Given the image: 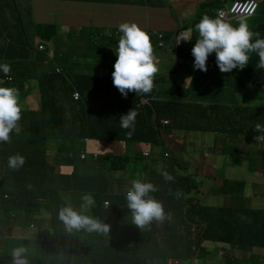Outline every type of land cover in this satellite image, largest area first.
I'll list each match as a JSON object with an SVG mask.
<instances>
[{
	"label": "clouds",
	"instance_id": "9594fccd",
	"mask_svg": "<svg viewBox=\"0 0 264 264\" xmlns=\"http://www.w3.org/2000/svg\"><path fill=\"white\" fill-rule=\"evenodd\" d=\"M44 1L67 2L64 0ZM105 1L113 3L105 4ZM143 1L145 2V0ZM172 1L168 0L167 4L172 6ZM202 1L204 0L193 3L192 15L196 13L198 4ZM237 1L248 3L241 5L239 9L237 7L234 12L232 10ZM185 2H189V0ZM99 5L109 6L108 13L112 12L116 15H119L118 11L127 7L152 9L148 5H143L142 0H103L97 6ZM259 5V0H235L232 6L220 9L228 12V18L219 13L220 10L214 17L203 14L199 22L195 24L198 37L192 49L176 45L179 42L190 44L192 35H194L192 27L182 26L177 9L175 13L171 12L176 29L174 27L164 28L170 32L175 30V32H171L174 38L169 41L163 37L164 29L150 31L143 29L135 22L119 24V31L115 32L119 40L118 46L114 47L117 59L112 72L113 85L125 98L129 92L144 95L136 106L143 113L148 109L151 111L153 125H148V128L138 126V131H135L138 112L132 108L119 118L120 127L126 129L123 135L127 140L124 143H115L116 146L124 147L125 153L104 159L102 154L99 156L97 152L88 151L87 148L85 151L90 153L92 161H100L103 167L105 164L108 166L117 163L116 156L127 155L131 157L137 155V164L140 163L141 166H127V170L107 167L111 171L121 172L122 177L128 182V186L119 194L96 191L93 193L100 196L96 201L93 193L85 192L81 196V204L75 206L65 203L64 206H55L51 209L52 211L47 217L48 226H56L55 229H52L54 240L57 238L66 245H70L71 240H76L82 261L85 253H90L92 264H95L101 260L102 256H107L112 249L106 244L108 237L118 236L114 247L117 246L119 239L128 246L139 247L141 234L153 221H155L156 227H162L174 220L175 225L183 233V239L169 241L164 244L163 249L167 253L176 252L179 259H187L183 264H203L200 255L202 249L206 248L212 250L211 260L207 264H264V121H258L250 116L251 111L264 110V108H252L249 103H240L244 115L243 130H249V132L243 134L241 131L240 136H233L226 133V124L222 117L210 124H204L205 126L202 125L198 129L179 128L177 125L179 118H173L172 121L161 118L160 125H156L154 122L158 115L152 103V101H158L161 100V97L163 99L165 97L158 95L163 87H158L157 82L154 81L160 65L155 59L151 38L158 32L160 34L157 35V42L164 54L169 57L170 50L174 51V68L171 66V70L177 74L178 78H186L184 87L188 88L192 85V79L202 80L206 84L205 88L198 87L194 90L202 91L203 104L207 101V105H219V102H213L207 97V91L211 90L210 96L215 97L226 85V80H216L215 77L209 76L207 61L211 54L215 53L216 64L221 73H229L237 68L243 70L249 64L252 53L259 58L256 68L264 69V38L260 37L259 32H254L247 21L253 17H264V12L258 14ZM32 13L35 22L33 27L51 24L36 22L33 10ZM108 13L103 15H108ZM103 15L101 16L103 17ZM42 19L47 22L46 15H43ZM62 20L56 24V32L61 33L68 26L74 32V27L68 24L63 25ZM234 20H237L238 23L230 22ZM88 21L91 23V19ZM41 35V33L34 34L33 44L36 50L33 52L37 54V52L47 51L48 58L52 59V46ZM19 39L21 38L0 41V46L6 50L8 49L7 45L15 44ZM180 48H183L184 52L181 53ZM11 52L8 49L7 53L2 52L0 55ZM183 53H188L191 57L186 59L182 57ZM181 59L183 64L178 63V60L181 61ZM47 64L48 60L40 61L38 69L40 73L46 70ZM180 66H183L182 70H179ZM194 69L204 71L205 78L201 75L193 77ZM55 71L59 73L61 68L56 67ZM256 74H259L264 81L262 72L244 73L242 75L245 76V81L239 88H254L251 82ZM18 79L12 77L10 64L6 61L0 62V154L6 158L5 149H13L12 155L7 159V168L14 171L24 166L26 163L24 152L32 149V144L19 136L22 129L37 131L40 124H47L46 117L41 112L39 85L36 84L37 89L34 87L31 89L29 81L33 80L23 79V82H18ZM165 80V77H162L161 81L165 82ZM169 84L172 86L168 87ZM168 85L167 87L175 96H172L171 101L172 99L178 101L179 92L176 89V84L170 82ZM174 88L175 93L173 92ZM191 90H193V86ZM191 90L187 92L186 97H183L184 99L192 97ZM154 93L157 94L154 96ZM30 98L36 102L33 108L28 104ZM72 100L76 101L73 97ZM168 100L169 98L166 101ZM140 106L142 108H139ZM146 115L150 116V114ZM168 126L173 127L174 138L167 136L166 141H163L161 133H167L165 127ZM209 132L214 134L208 135ZM218 133L223 135L219 136ZM199 135L205 136L206 139L199 141ZM232 138L239 143L238 149H232L231 152L225 151L221 143L230 145ZM193 140L194 143H192ZM210 141L214 142V147L219 145L217 153L206 149L210 145L205 143H210ZM82 142L84 147H87L91 142L106 141L83 138ZM254 142L263 145L260 148L259 156H253L251 147L246 145ZM101 144L106 143H99V146ZM158 145L162 146L160 153L153 154L152 147ZM85 151L79 153L78 156L87 160ZM98 151L101 153L100 149ZM187 166H190L189 170ZM150 167L154 169L152 170ZM3 179L8 182L5 185H0V201L14 200L17 194L31 189L30 186H27L22 190L24 185L14 175L6 176ZM166 185L168 187H165ZM35 190L37 193L32 197V201L23 203L31 202L37 207H41L42 204H35V201L44 196L45 192L39 189ZM170 196H173V200L169 199ZM96 202L99 203V207L92 211ZM5 206L0 202V211ZM168 207H171L172 213L167 211ZM128 208L131 210V222L141 229L136 244L131 243L122 232L125 222L124 212ZM203 208L219 227L228 228L227 226H231L234 230L232 236L226 241H206L204 232L208 224L199 219ZM54 217L57 220L52 221L51 218ZM117 218L121 219L118 225L114 224ZM238 224L243 226L241 231L237 228ZM93 234L100 236L98 240L92 241L91 235ZM201 235H203L202 243ZM179 245L182 246L180 250L177 247ZM101 246L105 248V254L101 251ZM29 254L30 249L24 244L13 247L10 251L11 264H30ZM156 262L167 264L164 259L155 260L151 264ZM129 264L137 263L130 262Z\"/></svg>",
	"mask_w": 264,
	"mask_h": 264
},
{
	"label": "trees",
	"instance_id": "16d2710c",
	"mask_svg": "<svg viewBox=\"0 0 264 264\" xmlns=\"http://www.w3.org/2000/svg\"><path fill=\"white\" fill-rule=\"evenodd\" d=\"M64 1L73 4L76 1L85 2L88 0ZM102 1L97 0L99 4ZM159 1L149 0L147 2L145 0L144 2L142 0L143 5H148L151 8L164 7L166 1L164 4H161ZM234 1L204 0L198 4V10L194 19L182 23V26H185V28H193L194 35H192L190 41L191 49L198 37L195 24L199 22L202 15L208 14L214 17L220 9L232 6ZM110 3L113 2L105 1V4ZM259 3L258 14L264 12V0H259ZM166 5L169 6L168 4ZM170 10L175 13L172 7H170ZM77 13L79 16L77 21H72L79 22L81 20L79 26L86 25L92 30L93 25L89 21H87L88 24L86 21H83L86 18L80 11ZM98 16H101V14ZM258 20V23H250L249 25L254 32H259L260 37L264 38V17L260 16ZM234 21L230 22L233 24L238 23L237 20ZM0 22L4 25H13L14 27L20 25L19 29L23 30L19 35L21 39L15 44L7 45V48L12 52L9 54H1L0 62L6 61L11 65L13 78L33 80L39 85L41 112L46 117V125L56 129L55 132L48 135H41L39 138L27 136V132L36 134L35 129H22L19 136L26 142L31 143L32 149L24 152L26 163L19 170L14 171L7 168V159L12 155L13 149H5L6 158L0 154V185H5L8 182L3 178L14 175L24 185L22 186V190L27 186L31 188L33 186L35 189L45 192V195L41 197L43 199L42 205L37 209L31 202L23 203L16 202L15 200H1L0 202L4 203L6 205L5 207H9L21 215H25V217L29 218L28 222L38 223L43 215H48L52 211L51 209L55 207V204L60 207L64 206L65 203L76 206L82 203L81 196L83 193L94 192L88 185L93 180V177L78 180L68 179V175L64 174L69 171L68 168L64 167L69 166L66 160H64L62 167H59L57 171L55 170L57 165L56 160L65 158V155L70 152L68 150L69 147L80 146L81 143L79 142L83 138L124 143L127 140L123 135L126 129L120 127V116L134 108L138 112L136 118L138 126L147 127L148 125H153L152 114L150 111V116L145 115L136 106L144 95H136L134 92H129L125 98L113 85L112 72L114 71V65L110 67L109 61L114 60L113 63H115L117 59L114 47L118 46L119 37L113 36V34L110 36L104 34L102 37L104 42L102 43L93 34L85 32L84 28L72 32L70 31L72 28L68 26L63 32L57 33L53 25L50 24L47 25L49 27L47 35H41L52 46L53 57L49 59L47 51L37 52V54L33 52L36 48L33 44V26L35 22L32 8L27 10L26 5L20 0H0ZM36 27L41 28L40 25ZM116 31H119V28H116L114 33ZM163 31L164 33L162 34L165 40L169 41L174 38L170 31L165 29ZM35 33H40V30H37ZM159 34L160 32L157 35ZM151 40L154 54H164L158 45L159 42L156 41L158 40V36H152ZM100 43L103 44V48L99 46ZM180 52H184L183 48H180ZM258 59V56L252 53L250 54L249 64L243 70L237 68L229 73H221L216 64L215 53H213L207 61L209 76L215 77L216 80H226V85L224 84L225 87L221 90L220 94L229 84H231L230 87L233 89L239 88L245 81V76L242 75L244 73L262 72L264 77V69L256 68ZM44 60H48V64L46 70L40 73L38 70L40 61ZM80 62H90V64L87 68L82 67L83 72L77 73L75 70L79 68ZM56 67H60L61 72L57 73L55 71ZM203 73L204 71L194 69L192 76L201 75L205 78L206 75L204 76ZM262 80L263 78L259 74H256L253 77L251 85L254 88H260L264 86V81ZM73 92L79 94V99L76 101L72 100L71 95ZM173 92L175 93V88ZM167 99L168 94L166 93L164 99L152 101L153 107L157 110L158 115L154 122L156 125H160L161 118L175 115L176 118H179V122L177 121L179 128L198 129L202 125L210 124L222 117L226 124L227 134L231 127H237L239 131H243V134L249 132V130H243L244 115L241 104L219 103V105H204L202 91H194V95L191 98L184 100L174 101L172 99V101H166ZM139 108H142V106ZM93 116L97 119L92 120L94 118ZM250 116L258 121H264V110H253ZM208 126L211 127L210 125ZM72 151L71 153L74 156L78 154ZM115 159L117 163L108 165L107 167L109 169L121 168L122 170H127V166L139 167L137 164V155L133 157L129 155L116 156ZM150 169L153 170L154 168L150 167ZM54 171L58 173L56 178L61 179L60 181L57 180V188L50 186L51 180L48 178ZM79 191H81V195L79 198H76L75 193ZM94 196L96 201L100 198L98 195L94 194ZM169 199L173 200V196H170ZM97 207H99V203L96 202L91 210L94 211ZM167 211L172 213L171 207H168ZM199 219L208 224L204 232V236L207 238L206 241H226L232 236V231L234 232L231 226L221 228L214 223L215 221L207 214L205 208L202 209ZM51 220L55 221L57 218L54 217ZM120 222L121 219L117 218L114 224L118 225ZM30 223H27V225ZM30 229H33L32 226ZM182 237L183 233L175 225L174 220H171L170 223L162 227H156L155 221H153L141 234V244L139 247L128 246L121 239L117 241V246L114 247L113 245L115 240L118 239V236L108 237L106 244L111 246L112 249L107 256H102L101 260L95 264H129L130 262L151 264L155 260L163 259L167 264H183L187 259H179L176 252L167 253L163 249L164 244L167 242ZM201 238L202 243L203 235H201ZM54 241L56 243L55 253L52 249L44 248L52 253L51 257H29L30 264H75L77 259L82 261L81 256H79L80 249L76 240H71L70 245H66L57 238ZM38 243L27 241L24 245L29 248H36L40 247ZM211 253L212 250L210 248L202 249L200 259H202L203 264L209 263ZM0 264H11V258L7 260L6 254L3 251H0Z\"/></svg>",
	"mask_w": 264,
	"mask_h": 264
},
{
	"label": "rangeland",
	"instance_id": "374dc122",
	"mask_svg": "<svg viewBox=\"0 0 264 264\" xmlns=\"http://www.w3.org/2000/svg\"><path fill=\"white\" fill-rule=\"evenodd\" d=\"M20 1H22L26 5L27 10L32 8V10L34 12V18H35L36 22H38V23H41V24L51 23L53 25V27L56 29V24H59L60 20L63 19L61 21V23L63 25H65V24L72 25L74 27V29H73L74 32H76L77 29L84 28L85 32L93 34L98 39H100V42H102V43L104 42V40L102 39L104 34H108V36H110L112 34H113V36H117L114 33L115 29L113 28L114 23L112 21L113 20L114 21L119 20L121 18H113V19L109 20L108 23H106L103 18L100 19L98 15L99 14H101V15L107 14L110 7L106 6V5L97 6L98 5L97 0H88L85 2L76 1V2H74V4L69 3V2H56V1H47L44 4H39L35 0H20ZM151 1H157V0H151ZM165 1L167 4L168 0H161V4H164ZM86 7H87V9H86ZM170 7H172L173 11L175 12L178 6L173 4ZM170 7L166 5L164 10H154V9L144 10L141 8L133 9L131 7V9L125 8L121 11H118L117 14H119L122 17L127 16V15L137 14L143 18H146L144 21H147V22L158 21L159 22L158 25L161 28H164L165 24H168L169 20L172 19ZM78 11H80L83 14H86V12H87V14L91 16L90 19H91V23L93 25L92 30L86 25L79 26L81 20L79 22L72 21L73 17H74V19L76 18ZM157 12L166 13L168 15V16H166L167 20L165 23L162 22V20L160 19V16H159L160 14H157ZM191 13H193V11H191V10L186 11L185 10V13L181 16L180 11L177 9V14L180 16L181 23H183L185 21L186 22L192 21V19H194V16L196 15L197 11L194 15H192V17H188L189 14H191ZM261 14H263V13H261ZM43 15L47 16V22L43 21V19H42ZM83 21H86V20L83 19ZM247 21L249 24L250 23L255 24V23L259 22L258 17H253ZM14 22H16V21H14ZM86 23L88 24L87 21H86ZM175 25H177V22H175ZM19 27H20V25L17 27H14L13 25L1 24L0 25V41L18 39L20 33L23 31V30L19 29ZM116 28H119V27L117 26ZM48 29H49V27H47V26H42L41 28L33 27L34 34L37 30H40V33L42 35H47ZM70 31H72V29H70ZM171 32H175V30H173ZM102 43L99 44V46H102L101 48H103ZM176 45L191 48L190 44H187V43L185 44L183 42L176 43ZM105 50H107V49H105ZM2 52L7 53L8 49L4 50L3 46H0V53H2ZM154 55H155V59L157 61V64L160 65L158 68L159 71H158L154 81L157 82L158 87H163V90L161 92H159V93L157 92L158 95L165 96L167 93L169 100H171L172 96H174V95H173L171 89L168 88V87L172 86L170 84L168 85V83H170V82H174V84H176V89L178 90L179 95H180V96L178 95L179 100H184L183 97L187 96V92L189 90H191L192 86H193V90L190 91L191 96L194 95L195 88H198V87L205 88L206 87V84L202 80L199 81L198 79H192V85H190L188 88L184 87V82H185L186 78H178L177 74L171 70V66H173V68H174V60H175V58H173V56H174L173 49L170 50V53H169L170 58L167 57L166 54H162V55L154 54ZM182 57L189 59L191 57V55L188 53H183ZM113 61L114 60L109 61L110 67H112L114 65ZM181 61L178 60V63L183 64L182 59H181ZM89 64H90V62H86V63L80 62L79 68H77L75 70V72H77V73L83 72L82 67L87 68V66ZM182 69H183V66H180L179 70H182ZM188 75H189V73H188ZM162 77H165V79H166L165 82L161 81ZM18 82H23V79H18ZM29 84L31 86V89H32V87L37 89L36 82L29 81ZM167 85H168V87H167ZM230 85L231 84L227 85V87L224 89V91L215 97L210 96L211 90L207 91V94H208L207 97H209L213 102H219L222 104H226V103H235V104L249 103V104H251L252 108H257V107H263L264 108V87L249 88V89H240V88H234L233 89L230 87ZM157 93H154L153 95L155 96ZM162 99L163 98L161 97V100ZM28 104L30 107L33 108V107H35L36 102L33 98H30V100L28 101ZM207 104H208V102L205 101L204 105H207ZM173 118H176V116L175 115L168 116V117H165L164 120L169 119L170 121H172ZM96 119L97 118L94 117L92 120H96ZM55 130H56L55 128H51L48 125L40 124L37 131H36V134H30V132H27V136L31 137V138L32 137L39 138V136L48 135L52 132H55ZM165 130L167 131V133H165V132L161 133V135L163 137L162 138L163 141L164 140L166 141L167 136H168V138H171L172 136L174 138V135L172 133V131H173L172 126L165 127ZM135 131H138V121L137 120L135 122ZM239 133H241V131H239V129L237 127H231V129L229 131V134L233 135V136H240ZM210 134H214V133L209 132L208 135H210ZM218 135L221 136L223 134L218 133ZM222 137H224V136H222ZM231 142L232 143L230 145H229V143H221L222 144L221 146L224 148L225 151L231 152L232 149H238L239 143H237L234 138L231 139ZM65 143H67V142H65ZM79 143H82V141H80ZM91 143H94V142H91ZM101 143H106V144H101L99 146V149L101 152H117V155H122L123 153L126 152V149L124 147L116 146V144L114 142L106 141V142H101ZM205 144L210 145L208 148H206L207 150H210L211 152H216V153L218 152L219 145H217V147H214L213 143H205ZM216 144H219V143H216ZM246 145L251 147L250 150L253 153V156H259L260 148H261V146H263L262 143L254 142V143L246 144ZM171 146L173 147L172 144H171ZM68 150L70 152L73 150L72 152H75V153L77 152L78 154L85 151V149L81 148L80 146H72V147H69ZM173 150L178 151L175 149H173ZM78 154L76 156H73L74 160L77 161V163H81L82 165H90V164L94 163L92 161L90 153H87L85 151V155L87 156V160L84 162L79 160ZM105 154H109V153H105ZM103 158L105 159V155L103 156ZM138 165L141 166L140 163ZM101 166H102V164H101ZM56 167H58V165ZM64 167L68 168V166H64ZM187 169L189 170L190 166H187ZM69 172H70V169L68 172H65L64 174H69ZM93 175H96V173H94L92 170V173L89 172V173H87L86 176H88L89 178H92ZM88 185L92 189V191L96 192L102 186V182L100 180H95V182H90ZM52 187H55V182H53V181H52ZM56 187H58V186H56ZM165 187H168V185H166ZM36 193L37 192H36L35 188L32 186L31 189L17 194L16 198L14 200L16 202L32 201V197L35 196ZM80 195H81V191L75 193L76 198H79ZM42 201H43V199L41 197H39L38 200L35 201V204L41 205ZM100 202H103V200H100ZM34 206L36 209L38 208L36 205H34ZM130 211L131 210L128 208L124 212L125 222L122 226V232L130 240L131 243L136 244V243H138V238H139V234L141 232V229L138 228L137 226H135L131 222ZM14 213H18V212H15L14 210H12V211H10L9 215L11 216ZM0 218H2L1 215H0ZM27 219H29V218H27V217H25V215H23V217L21 218V222H24ZM10 220H12V222H15L14 217L10 218ZM237 228L239 231H241L243 229V226L241 224H238ZM98 237H100V236L96 235V234L91 235L92 241L98 240ZM182 239L183 238H176L175 240L179 241ZM53 245L55 247L56 243L54 242ZM177 247L180 250L182 246L179 245ZM0 251H3V253H5V248L4 247L1 248ZM5 254H6V259L9 260L11 258L10 252H6ZM155 264H164V263L156 262Z\"/></svg>",
	"mask_w": 264,
	"mask_h": 264
},
{
	"label": "crops",
	"instance_id": "0c3cea01",
	"mask_svg": "<svg viewBox=\"0 0 264 264\" xmlns=\"http://www.w3.org/2000/svg\"><path fill=\"white\" fill-rule=\"evenodd\" d=\"M147 2L149 0H146ZM186 1V0H184ZM201 0H189L190 6L192 7L194 2H199ZM47 1L41 0L38 1L39 4H44ZM161 2V0L159 1ZM142 4V3H140ZM128 9H131V7H127ZM133 9L136 8H141L144 9L142 7H132ZM87 9V7H86ZM154 10H164V8H152ZM191 10V8H190ZM157 14H160V19L162 20L163 23L166 22L167 18L166 16H168L166 13H161V12H157ZM193 14V13H192ZM192 14H189L188 17H191ZM78 13L76 18L72 20L77 21L78 18ZM84 17L86 18V20L88 21L90 19V15L86 14L84 15ZM99 18H103L105 19V21L109 22V20L113 19V18H121L119 20H113L112 22L114 23V28L116 29L117 26H119V24H121L122 22H135L137 24H139L143 29H147L150 31H158L161 29H171L174 27V22L172 19L169 20L168 24H165L164 28H161L158 25V21L156 22H147L144 21L146 18H143L137 14H133V15H127L124 17H121L119 15L113 14L112 12H109L108 15H103L99 16ZM1 25V23H0ZM175 28V27H174ZM176 29V28H175ZM157 36V35H153ZM157 38V37H156ZM157 41V40H156ZM146 114H150V110H146L145 112ZM206 139L205 136L199 135L198 136V140L202 141ZM101 143V142H99ZM99 143H88L87 147H84V143H81L80 147L84 148V149H88V151L91 152H97L99 154V156L102 154L103 156L105 155V159L106 157L110 158L113 155H117L116 152H99ZM194 143V140L193 142ZM210 143H214L212 141H210ZM160 148H162V146L158 145L156 147H152L151 151L153 154H158L160 153ZM105 153H109V154H105ZM65 158H60L58 160H56V164L58 165V167H55V170L57 171V169L59 167H62L64 164V160H66L69 164L68 168L70 169V172L68 175V179L69 180H78V179H87L89 178L87 175V173H92V170L94 173H96V175H93V180H91L90 182H95V180H100L102 182V186L97 190L100 192H106V193H112V194H119L121 193L127 186H128V182L122 177L121 172L119 171H111L107 168V164H105V166H101V162L97 161L94 162L93 164L90 165H82L81 163H77V161L74 160L73 158V154L71 152H69L67 155H65ZM79 160L81 161H86V159H81L78 156ZM109 162V161H108ZM56 165V166H57ZM152 166H154V164H152ZM54 171L52 174H50L48 176V178L51 180L50 182V186H52V181L55 182V187L58 185L57 180H61L56 178V176L58 175V173ZM1 173V172H0ZM56 207H59L55 204ZM9 210H11L9 207H2V210L0 211V215L2 216V218H0V249L1 248H5V253L6 252H10L11 249L13 247L19 246L21 244H25L27 241H34V242H39L38 245L40 247H30V254L29 257H40V258H49L52 256V253L48 250H45L44 248H48V249H52L55 253V247L53 245L54 241V234L52 229H55L56 226L55 225H50L48 226V217L47 215H43L40 218V221L38 223H30L28 222V219L24 222H21V218L23 217V215L19 214V213H14L13 215H9L10 212H8ZM12 211V210H11ZM7 217V218H6ZM14 217L15 222H12V220H10V218ZM34 219V218H33ZM27 223H30L27 225ZM32 226L33 229H30V227ZM101 244V243H100ZM101 251L105 254L106 250L104 247L101 246ZM4 253V254H5ZM75 264H92V257L90 253H85V257L83 259V261L80 260H76Z\"/></svg>",
	"mask_w": 264,
	"mask_h": 264
},
{
	"label": "bare ground",
	"instance_id": "6f19581e",
	"mask_svg": "<svg viewBox=\"0 0 264 264\" xmlns=\"http://www.w3.org/2000/svg\"><path fill=\"white\" fill-rule=\"evenodd\" d=\"M173 4L177 5V9L180 11L181 16L185 13V10L188 11V8H191L189 2L184 0H173Z\"/></svg>",
	"mask_w": 264,
	"mask_h": 264
},
{
	"label": "built area",
	"instance_id": "2783aa9c",
	"mask_svg": "<svg viewBox=\"0 0 264 264\" xmlns=\"http://www.w3.org/2000/svg\"><path fill=\"white\" fill-rule=\"evenodd\" d=\"M247 3H248V2H247ZM247 3H245V4H247ZM243 4H244L243 1H241V2L237 1L236 4L234 5L232 11L235 12V9H236L237 7H238V9H239V7H240L241 5H243ZM245 4H244V5H245ZM243 8H244V7H243ZM219 13H222V14L224 15L225 18H228V12H227V11H225V10H220ZM72 97H73L74 100H76V99H78L79 95H78V93H73V94H72Z\"/></svg>",
	"mask_w": 264,
	"mask_h": 264
}]
</instances>
